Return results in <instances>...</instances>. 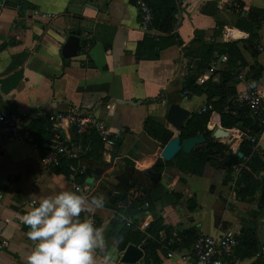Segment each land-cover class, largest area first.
I'll use <instances>...</instances> for the list:
<instances>
[{
  "label": "crops",
  "instance_id": "1",
  "mask_svg": "<svg viewBox=\"0 0 264 264\" xmlns=\"http://www.w3.org/2000/svg\"><path fill=\"white\" fill-rule=\"evenodd\" d=\"M235 1L177 0L178 14L170 34L156 30L144 33L134 0H20L21 10L11 4L1 7L0 113H27L29 118L24 127L27 139L0 133V245L6 243L0 249V264H27V257L38 243L29 238V228L23 223V216L34 206L31 201L39 204L43 197L66 190L76 192L74 183L79 184L78 176L83 175L84 183L91 186V195L78 194L88 201L102 196L104 201L102 207L85 208L78 217L91 220L104 230V247L93 253L95 264H123L121 256L126 248L122 250V245L126 242L146 246L147 230L160 218L170 228V239L175 233L188 231L198 236L231 234L239 238L251 229L260 246L264 243V187L254 197L244 199L240 195L244 185L235 181L233 167L228 173L223 166L230 153L241 152L243 142L258 132L238 127L225 129L221 111L214 110L212 105L217 99L183 90L187 62L191 61V70L195 71L201 63L197 58H183L184 48L196 40L197 33L202 35L201 42L209 46L250 38V31L241 27V17L229 9ZM238 1L244 4V13L264 11V0ZM34 12L55 18L42 20ZM65 30L68 36L71 31L80 32L82 44L77 57L65 58L62 54ZM233 33L236 40L226 38ZM254 33L260 38V55L253 58L244 42L237 46L246 65L230 64L228 59L223 62L225 55L217 53L198 79V89L208 81L220 85L222 74L231 73L238 98L254 89L264 99V71L255 79L257 75L252 71V67H264V22ZM193 48L200 50L201 46L196 44ZM171 104L181 105L191 117L212 107L207 130L214 142L225 145L227 152L209 151L218 165L208 163L203 177L180 171L174 166L175 157L163 159L164 150L171 148L173 142L167 146L163 143L166 136L159 141L146 131L147 123L152 122L173 132L172 141L175 140L179 133L167 122ZM71 110L98 118L121 138L115 147L107 148L95 132L80 139L72 128H67L62 135L78 149L77 158H62L59 167L47 166L27 127L33 121L46 119L44 113ZM224 112L237 113L234 108ZM218 130L221 134L216 137ZM52 139H48L51 152ZM202 147L207 149V144ZM259 150L264 165V138L259 141ZM88 153L91 158H86ZM159 159L163 166L157 164ZM65 161L69 164V177L58 171ZM127 166L136 171L134 175L138 171L162 174L158 186L149 189V196L137 195L150 200L137 225L131 227L126 222L131 216L126 208L119 203L112 205L110 198L105 197V189L116 183L114 176ZM156 166L162 167V171L156 170ZM100 170L104 172L102 176ZM89 173L94 179L91 184L87 183ZM255 177L264 184V166ZM136 231L143 235L140 241L134 238ZM170 233L161 232L162 247L148 261L145 249L144 258L137 264H183L181 256H190V248L178 250L173 258H168L170 248L166 242ZM230 264L259 262L256 256L241 258L235 250Z\"/></svg>",
  "mask_w": 264,
  "mask_h": 264
},
{
  "label": "trees",
  "instance_id": "2",
  "mask_svg": "<svg viewBox=\"0 0 264 264\" xmlns=\"http://www.w3.org/2000/svg\"><path fill=\"white\" fill-rule=\"evenodd\" d=\"M150 8L152 9L155 19L153 21L152 27L154 30L162 33V34H170L173 31V26L176 23V16L178 14V3L177 0H146ZM4 2L6 5H14L13 0H0V3ZM240 8L236 10L234 7H230L229 9L238 14L241 17V27L244 30H249L251 33L250 38L247 41H239L244 42L243 45L245 49L250 52L253 58H257L262 50L260 45V38L257 33H254V29H259L261 24L264 22V11L260 10H250L247 13H244L241 9L244 4L241 1H235ZM20 4V0H19ZM21 6V5H20ZM201 33H197L196 40L191 42L188 46L184 48V59H194L197 58L201 61L199 64L198 71L191 70V61H188L186 64L187 74L185 77V83L183 86L184 92L193 91L198 93H205L209 97L210 100L217 99V101L212 102L214 110L221 111L222 113V126L225 129H233V128H248L250 129L254 123V119L252 113L249 109L245 107L239 106V100L236 93V83L233 81V76L231 73H223L222 74V83L220 85H214L212 82H205L198 89L197 81L202 76V72L209 68V63L213 61L216 57V54L219 53L221 55L228 56V60L230 64L235 62H241L242 65H246V62L241 54L240 49L237 44L239 42H229L224 45H205L201 42ZM198 44L201 46V49H194V45ZM254 73L258 78L262 72L264 71V67H252ZM207 89L204 90L203 88ZM230 108L236 109V115H232L230 113H225L224 109L228 110ZM211 112V111H210ZM210 112L205 114H194L187 121L185 128L181 132V138H193L198 135H204L206 138L207 149L201 147L198 150L193 151L191 154H185L183 152L178 153L174 159V166L178 168L180 171L185 173H190L198 177H203L206 169V165L208 163H213L218 165L215 161H213L210 157L209 151H215L220 154L227 152V149L224 144L214 142L210 135L211 133L207 130V125L210 120ZM51 123L47 119H42L38 121L31 122L27 129L30 132V135L36 141L38 146V150L40 156L45 158L52 150V146L48 143V139L52 137V133L50 132ZM147 133L156 140H162L167 135V130L155 123L148 122L146 127ZM254 133V132H253ZM255 135V133H254ZM252 144L249 141H245L242 144L241 152L243 153L247 162V168L243 169L241 173V177L238 179L240 185H244V192L240 193V195L245 199L247 197H254L257 191H260L264 184L260 180L255 177V169L251 166V163H255L258 167L263 169V163L258 154H253ZM95 152V151H94ZM102 150L98 151L101 155ZM93 154V151L90 152ZM86 158H91V154L88 153ZM63 162L60 169L58 170L60 173L65 174L67 177L71 174L69 171V164ZM244 162L243 160L241 163ZM156 170L162 171V167H157ZM233 169H228V173H230ZM79 184L84 183L85 175L78 176L77 179ZM229 179H226L228 181ZM149 197H130L126 198L124 201L119 202L124 208H126L127 213H129L133 218V225H137L138 217L143 212V207L149 203ZM262 208L264 211V193L262 199ZM115 207V206H114ZM163 231H167L170 233V228L164 225L163 220L156 219L154 220L148 230L147 235L149 239L147 241L146 248V261L149 258L155 255V252L160 249L162 246L159 244L160 241V233ZM135 240L140 241L143 235L136 231ZM172 234H169L168 244L172 239L170 237ZM181 242L177 245H172L169 248L175 251L191 248L198 235L188 231L183 234H180ZM192 240V242H188ZM238 239V247L236 248V253L239 254L241 258H251L255 257L258 254L260 244L258 242L256 233L247 229L243 232L242 236ZM127 243L125 242L122 245V250L127 248Z\"/></svg>",
  "mask_w": 264,
  "mask_h": 264
},
{
  "label": "built area",
  "instance_id": "3",
  "mask_svg": "<svg viewBox=\"0 0 264 264\" xmlns=\"http://www.w3.org/2000/svg\"><path fill=\"white\" fill-rule=\"evenodd\" d=\"M16 4V9L21 10L19 0H13ZM135 6L138 9L140 15V29L144 33H150L153 31V21L155 19L154 13L146 0H134ZM5 3H0V15L1 7ZM232 7L240 11L238 4L233 2ZM243 12L244 10L241 9ZM36 18L42 20H49L55 18V15L43 14L34 12ZM236 34L226 36L230 40H236ZM227 57H222V61H227ZM213 72V70H211ZM202 81V80H201ZM239 106L249 109L252 113L254 124H257L259 131L256 135L250 137L248 141L252 144L253 154H260L259 141L264 138V99L254 89H248L243 93L239 100ZM212 111V107H205L200 112L205 114ZM44 117L51 123L50 131L52 133L53 151L50 152L45 158L42 159L43 163L47 166L59 167L61 160L66 159L68 161L75 160L78 155V149L69 142L62 135V131L67 128H72L75 134L82 139L86 134L95 132L101 142L107 148H113L120 140V134L114 133L103 121L94 116L85 115L80 111L71 110L67 113H44ZM28 114L23 113L21 115H12L7 113H0V133H8L14 138H28V135L24 132L25 123L28 120ZM243 163H239L236 167H233L235 172V181L241 177L243 169L247 168V162L244 158ZM74 189L77 193L91 195V186L88 184L74 183ZM32 205H38L37 201H31ZM127 225L132 226V217L126 218ZM181 242V238L177 233L173 235V239L167 244L168 247L177 245ZM237 237L227 234L221 236H209L199 235L192 247L189 250V255H182L181 260L183 264H230V259L234 257L235 250L238 247ZM6 247V243L0 245V249ZM175 250L170 249L167 257L173 258L176 254ZM259 264H264V243L260 246L258 254L256 256Z\"/></svg>",
  "mask_w": 264,
  "mask_h": 264
},
{
  "label": "clouds",
  "instance_id": "4",
  "mask_svg": "<svg viewBox=\"0 0 264 264\" xmlns=\"http://www.w3.org/2000/svg\"><path fill=\"white\" fill-rule=\"evenodd\" d=\"M103 197L90 201L71 190L41 198L23 216L28 236L37 241L27 264H95L93 253L105 244L104 230L78 219L88 207H102Z\"/></svg>",
  "mask_w": 264,
  "mask_h": 264
},
{
  "label": "water",
  "instance_id": "5",
  "mask_svg": "<svg viewBox=\"0 0 264 264\" xmlns=\"http://www.w3.org/2000/svg\"><path fill=\"white\" fill-rule=\"evenodd\" d=\"M64 36H67L66 42L63 45L62 54L65 58H74L77 57L81 52L82 41L80 39V32L71 31L68 36V31L63 32ZM191 118V113L183 108L179 104H171L168 113H167V122L179 133L174 141V133L168 132L163 143L165 145H171V148L166 147L164 153L162 154L163 159L174 158L178 153L183 152L185 154H191L193 151L200 149L202 146L206 145V138L204 135H198L193 138L182 139L181 132L185 128L187 121ZM250 130L255 132L259 131L257 124L251 126ZM72 134V131H71ZM216 137H219L221 132L220 130L216 131ZM114 156H112L111 162L114 161ZM244 158L243 153H230L223 162V166L226 169L236 167L239 164V161ZM157 164L163 166L161 159L158 160ZM251 166L255 169V174L258 177L260 175V168L255 164L251 163ZM136 172L131 167L127 166L126 169L114 176L115 184L109 185L105 189V197L110 198L112 205L124 201L128 195L136 198L138 194H143L146 196L150 195L149 189H155L162 177L161 173H156L152 171L146 172ZM101 176L104 174L100 170ZM87 180V183H93L94 179L91 177ZM149 186V187H147ZM140 192V193H136ZM252 229L254 226L252 225ZM146 249L145 245L134 246L128 245L124 250L121 256V262L123 264H137L140 260L144 258V251Z\"/></svg>",
  "mask_w": 264,
  "mask_h": 264
}]
</instances>
